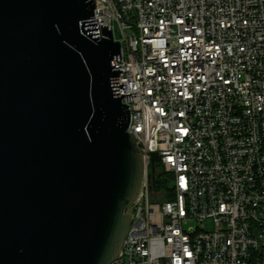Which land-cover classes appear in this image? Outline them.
Instances as JSON below:
<instances>
[{"label":"built area","instance_id":"obj_1","mask_svg":"<svg viewBox=\"0 0 264 264\" xmlns=\"http://www.w3.org/2000/svg\"><path fill=\"white\" fill-rule=\"evenodd\" d=\"M146 181L110 264H264V0H94ZM171 176L157 197L152 154Z\"/></svg>","mask_w":264,"mask_h":264},{"label":"water","instance_id":"obj_2","mask_svg":"<svg viewBox=\"0 0 264 264\" xmlns=\"http://www.w3.org/2000/svg\"><path fill=\"white\" fill-rule=\"evenodd\" d=\"M95 8L0 0V264H110L125 245L146 161Z\"/></svg>","mask_w":264,"mask_h":264},{"label":"trees","instance_id":"obj_3","mask_svg":"<svg viewBox=\"0 0 264 264\" xmlns=\"http://www.w3.org/2000/svg\"><path fill=\"white\" fill-rule=\"evenodd\" d=\"M156 187L155 192L158 193L162 201L170 200V186H171V176H169L161 163L156 164V177H155ZM158 196V195H157ZM157 197H154V200Z\"/></svg>","mask_w":264,"mask_h":264},{"label":"rangeland","instance_id":"obj_4","mask_svg":"<svg viewBox=\"0 0 264 264\" xmlns=\"http://www.w3.org/2000/svg\"><path fill=\"white\" fill-rule=\"evenodd\" d=\"M114 35H115V37L118 39V40H120L121 39V35H120V31H119V27H118V24L117 23H115V25H114ZM157 198L156 199H160V195L157 193Z\"/></svg>","mask_w":264,"mask_h":264}]
</instances>
